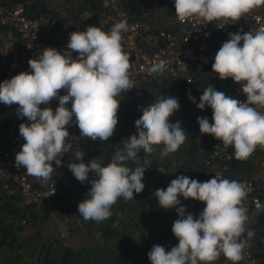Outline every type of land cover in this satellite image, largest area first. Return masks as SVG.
Here are the masks:
<instances>
[{
  "label": "clouds",
  "instance_id": "clouds-1",
  "mask_svg": "<svg viewBox=\"0 0 264 264\" xmlns=\"http://www.w3.org/2000/svg\"><path fill=\"white\" fill-rule=\"evenodd\" d=\"M264 5V0H174V11L179 21L200 18L206 24L213 21L218 28L235 23L254 8ZM126 19L115 22L109 31L89 25L84 31L69 34L63 52L54 47H44L36 58H30L31 71H21L0 82V103L16 105L18 117L30 122L19 125V135L24 139L15 154L14 166L46 184L53 180L55 168L62 167V157L72 145L67 127L74 123L80 136L92 141H108L118 124L119 97L135 88L129 76V56L122 50V33L127 32ZM243 42L242 44L240 42ZM75 52V58L73 57ZM219 79L231 78L241 84L245 100H238L217 91L209 84L196 103L198 109H212V123L207 117H197L201 134H211L225 148L231 146L237 160L247 159L260 146L264 148V30L255 34L228 33L211 65ZM166 62L160 60L148 67L149 75H162ZM191 83V82H190ZM64 90L66 94L60 95ZM56 99L55 111L48 105ZM71 102V108L66 105ZM178 98L158 95L154 103L142 106L141 115L134 121L136 133L122 139L108 163L96 159L84 162L85 153L76 150L73 156L79 162L67 167L81 183L91 187L78 203V213L84 221L102 223L112 216L111 208L119 198L125 202L134 193L145 188L144 172L151 166L145 159H137L141 150L147 155L160 149L161 158L175 153L187 139L181 122L171 123L169 118L179 111ZM132 162L134 168L129 167ZM161 173H168L157 168ZM94 174V178L89 177ZM54 181V180H53ZM53 191L50 193L52 194ZM203 202L205 207L198 218L186 214L179 197ZM246 196L244 186L235 180L213 176L199 182L185 175L172 179L166 188L155 190L159 207L175 208L177 219L172 233L178 243L170 251L154 244L147 252L151 264H212L221 254L232 264L242 259L247 238L245 234L246 209L241 206ZM119 221L113 223L118 227Z\"/></svg>",
  "mask_w": 264,
  "mask_h": 264
},
{
  "label": "trees",
  "instance_id": "trees-1",
  "mask_svg": "<svg viewBox=\"0 0 264 264\" xmlns=\"http://www.w3.org/2000/svg\"><path fill=\"white\" fill-rule=\"evenodd\" d=\"M134 17L142 16L145 11L141 6L140 0H120ZM3 5H11L21 3L27 13L33 15L37 13L45 14L53 19L55 23L64 20V17H54L52 12L44 3L43 0H0ZM68 5V3H67ZM68 9L75 13L80 9L86 8L93 11L99 6V0H70ZM166 14V12H164ZM165 14L153 15V18H164ZM192 69V70H191ZM188 69L187 75H180L172 80L171 77H163L161 79H151L149 81L140 82L135 85V88L126 93H121L119 99V108L117 112L118 124L114 130V134L108 141H92L88 138L78 136L77 141L67 160L62 164L55 174V203L60 210L68 211L78 206L77 202L84 199L86 192L91 187L90 183L81 184L72 174L67 164L70 162H79L73 156L76 150H82L85 153L84 162L89 159H96L102 163H108L111 156L120 145L122 139H127L131 134L136 133L134 121L141 115L140 108L154 103L158 95L174 96L178 98L180 108L170 118L171 123L176 121L181 122V127L185 129L187 139L179 147V149L169 156L161 158L160 149L163 145H157L156 151L147 155L141 150L138 153V161L143 165L145 159L151 161V166L146 169L143 175L142 182L145 188L141 193H134L133 199L125 202L122 198L117 200V203L112 206V216L97 225L94 236H107L120 231L127 232L128 236L120 241L119 246L115 250H110L106 243H88L80 248L74 249L65 246L61 243L56 255L54 254L55 247L51 246L50 242L45 244V241L34 242L32 248L36 247L43 250L40 262L43 264H151L147 257V252L153 246L151 240L147 237V233L158 235L163 240V247L166 251H170L172 247L178 243L177 238L173 235L171 229L173 221L177 217V213L172 212L171 208L164 210L159 207L155 198V190L166 188L172 179L178 175H185L191 179H196L202 182L209 176V171L203 165V158L206 154V149L209 143L211 134H201L197 117H207L209 123H212V109L206 107L201 110L196 107V104L188 99V94L196 98V103H199V98L209 84L213 85L217 91L224 92L228 78L221 80L218 74L207 75L199 74L195 68ZM28 71V70H25ZM2 67H0V82H2ZM212 70H210V73ZM202 73V72H201ZM191 82V83H190ZM175 83V85H173ZM19 119L17 114L12 112V109H7L5 106H0V136L9 134L10 129ZM230 152V158L220 162L223 178L228 180H238L242 178L243 173L248 169H255L257 166V152L260 147L257 146L255 151L245 160H237L233 155V148L227 147ZM264 150V148H262ZM261 154V153H260ZM129 167L134 168L132 162L128 163ZM157 168H163L168 173H161ZM264 168V167H262ZM259 170L255 171L251 176L259 183H264V179L257 176ZM94 174L89 173V177L94 178ZM244 177V176H243ZM181 204L187 213H192L194 219L198 218L199 213L205 207L203 202L192 198L184 199L179 197ZM192 201V205L186 203ZM242 204L246 211H249V201L242 200ZM34 210L31 206L20 204L17 195L0 194V252L3 249H9L8 264H20L22 258L19 253H13V231L18 230L25 222H34ZM170 214V217L166 216ZM165 215V216H164ZM164 216V217H163ZM23 219V221H22ZM119 221L118 227H113L115 221ZM21 221V222H20ZM136 226L139 230L134 233L135 229L131 226ZM248 231H252L254 235L247 238V248L259 259V262L264 264V210L257 213L249 226ZM156 233V234H155ZM262 234V235H261ZM156 235V236H157ZM11 236V239L9 237ZM18 247V246H17ZM16 249V247L14 246ZM32 248H26L27 255L31 256L34 252ZM50 252L49 257L47 254ZM38 255L36 256L37 259ZM4 263V261H2ZM1 264V263H0ZM242 264V262H240Z\"/></svg>",
  "mask_w": 264,
  "mask_h": 264
},
{
  "label": "built area",
  "instance_id": "built-area-1",
  "mask_svg": "<svg viewBox=\"0 0 264 264\" xmlns=\"http://www.w3.org/2000/svg\"><path fill=\"white\" fill-rule=\"evenodd\" d=\"M53 19L55 18L42 13L29 14L21 3L11 5L0 3L2 82L21 71H31L28 60L36 58L44 47H54L63 52L71 32L84 31L89 25L100 27L107 32L115 22L122 19L127 20L128 30L122 33L121 45L123 52L129 56V76L135 85L151 79L185 75V71L193 67L210 71L214 56L222 43L228 39L229 32L255 34L264 30V5L254 8L235 23L226 24L223 28H218L214 24L220 21L206 24L200 18L181 22L176 14L172 19L165 21L153 17H134L120 0H99V6L93 11L83 8L61 22L55 23ZM75 55L73 52L74 58ZM160 60L166 62L163 74L149 75L148 67ZM186 76H188L187 72ZM224 93L238 100L246 99L245 94L241 92V84L231 78H228ZM64 94L65 91L61 90L60 95ZM57 105L58 100L53 99L50 104H42L40 107H51L55 111ZM0 106L5 105L0 103ZM66 106L70 109L71 102ZM5 107L12 109L16 114V105ZM22 122L30 123L26 117H19L9 134L0 136V194L17 195L21 204L34 208L54 197L55 174L60 167L53 162L54 181L49 180L46 184H42L36 178L29 176L24 168L18 169L14 166L15 154L25 142L19 135V125ZM66 127L70 133L66 142L74 145L80 134L79 128L74 123ZM76 147L79 145L72 147L71 150ZM70 151L61 158L62 164L67 160ZM230 156L228 148L211 135L202 160L209 171V176L202 182L213 176L224 179L220 162L229 159ZM235 181L244 186L246 196L243 199L249 201L246 228L247 222L252 221L257 213L264 210V183H259L252 176H244ZM53 189L54 192L50 194ZM240 261L242 264H262L247 247L243 249Z\"/></svg>",
  "mask_w": 264,
  "mask_h": 264
},
{
  "label": "rangeland",
  "instance_id": "rangeland-1",
  "mask_svg": "<svg viewBox=\"0 0 264 264\" xmlns=\"http://www.w3.org/2000/svg\"><path fill=\"white\" fill-rule=\"evenodd\" d=\"M46 6L53 10L55 13L54 17H68V14H63V11L68 9V5L70 4V0H43ZM68 3V5H67ZM148 6L143 14L148 13L150 17L153 15H164L165 13H158L155 10L152 2H148ZM167 5L166 7V14L165 19L160 18L159 21L170 20L175 16L174 11V0H166ZM165 5V2H162ZM148 8L151 12H148ZM71 16V15H70ZM192 70V69H191ZM199 74H205L207 77L211 74L208 70L202 69H195ZM202 72V73H201ZM186 75V71H185ZM180 76V75H179ZM179 76L173 77L177 78ZM172 80L174 81L175 79ZM175 82V81H174ZM175 85V83H173ZM260 147V146H258ZM261 153V154H260ZM257 166L255 169L252 168L248 169L246 167V171L243 173V176H251L255 171L259 170L257 176L261 179H264V150L260 147L259 152H257V159H256ZM26 172V170H25ZM30 176V175H29ZM94 176V175H93ZM32 177V176H31ZM34 178V177H33ZM79 203V202H77ZM192 201L186 203L187 205H192ZM21 204V203H20ZM23 205V204H22ZM32 214H34V222L27 221L24 223L25 228L23 226L18 228V230L13 231V253H19L21 255V259L19 260L20 264H43L40 262L41 254L43 250L38 249L37 246L32 248L34 242L37 243L41 241H45L51 243V246L55 247L54 254L56 255L58 249L61 247V243L65 244V246L72 247L74 249L80 248L88 243H101L104 242L111 248L110 250H115L119 246L121 240L128 236L127 232L120 231L115 234H109L107 236H94L96 231H94L95 227L99 225L95 221H84L83 218L78 213V207L73 208L68 211L60 210L55 203V197L48 199L47 201L42 202L38 206L33 208ZM175 209H172V212L175 213ZM247 215V212H246ZM165 216V215H164ZM163 216V217H164ZM170 217V214L166 216V218ZM21 222V221H20ZM252 221L247 222V227L245 228V234L247 233L249 226L251 225ZM134 230V233L138 232V228L134 225L131 226ZM156 234V233H155ZM244 234V235H245ZM147 237L151 240L152 245L159 244L163 246V240L160 239V236L153 235L147 233ZM262 235V234H261ZM262 239L264 241V235H262ZM11 239V236L9 237ZM18 246V247H17ZM26 248H32L33 253L31 256L27 255ZM9 254V249H3L0 252V263L1 264H8V258L6 257ZM38 255L37 259L36 256ZM50 252L47 254L49 257ZM4 261V263H2ZM241 261L237 262L240 264ZM212 264H232L231 261L227 260L222 254L221 256Z\"/></svg>",
  "mask_w": 264,
  "mask_h": 264
},
{
  "label": "crops",
  "instance_id": "crops-1",
  "mask_svg": "<svg viewBox=\"0 0 264 264\" xmlns=\"http://www.w3.org/2000/svg\"><path fill=\"white\" fill-rule=\"evenodd\" d=\"M141 2H142V8L144 9V10H146V8H147V6H148V2H152L153 1V3L155 4V5H153V7L152 8H154L155 10H157V12L158 13H164V12H166V5H167V3H166V0H140ZM162 2H165V5H163L162 4ZM52 12H54L53 10H51ZM70 12H72V11H70L69 9H66V10H64L63 11V14H68V15H72L73 13H70ZM148 12H151L150 10H149V8H148ZM142 17L143 18H150V15L148 14V13H145V14H143L142 13ZM243 177V176H242ZM243 203V202H242ZM241 203V206L242 207H244V204H242ZM245 208V207H244ZM247 212V211H246ZM248 213V212H247Z\"/></svg>",
  "mask_w": 264,
  "mask_h": 264
}]
</instances>
